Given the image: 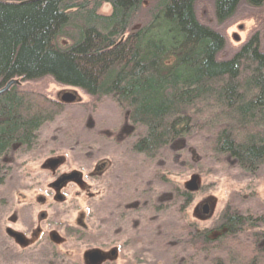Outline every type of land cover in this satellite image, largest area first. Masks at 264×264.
Returning <instances> with one entry per match:
<instances>
[{"label":"trees","instance_id":"16d2710c","mask_svg":"<svg viewBox=\"0 0 264 264\" xmlns=\"http://www.w3.org/2000/svg\"><path fill=\"white\" fill-rule=\"evenodd\" d=\"M25 1L0 0V87L52 77L96 101L112 97L130 130L144 129L131 149L150 161L202 136L215 159L251 174L264 164V0H213L218 25L243 3L260 12L262 25L230 57L225 35L200 18V0H159L155 16L156 0ZM66 107L21 86L1 95L0 158L33 149ZM1 172L0 162V183ZM180 191L187 204L196 192L192 183ZM262 225L264 213L229 204L212 228H186L187 246L206 264H264L259 234L248 239Z\"/></svg>","mask_w":264,"mask_h":264},{"label":"rangeland","instance_id":"374dc122","mask_svg":"<svg viewBox=\"0 0 264 264\" xmlns=\"http://www.w3.org/2000/svg\"><path fill=\"white\" fill-rule=\"evenodd\" d=\"M101 12L108 14L110 6ZM198 14L225 35L224 57L262 25L260 12L245 3L222 25L213 0H200ZM21 87L58 101L67 93L77 99L41 128L33 149L0 158V264H185L186 258L206 264L193 257L186 228H212L229 204L264 213V164L251 174L232 159H215L202 136L150 161L132 151L144 129L130 130L114 98L96 101L52 77ZM191 183L196 192L187 204L180 190ZM176 188L169 203L160 201ZM254 232L263 243L264 225L250 228L248 239Z\"/></svg>","mask_w":264,"mask_h":264},{"label":"water","instance_id":"95a60500","mask_svg":"<svg viewBox=\"0 0 264 264\" xmlns=\"http://www.w3.org/2000/svg\"><path fill=\"white\" fill-rule=\"evenodd\" d=\"M31 1L34 0H28L23 3H27ZM22 85H23V80L21 78H13L10 81H8L4 86L0 87V96L11 90L14 86H22ZM76 99H77L76 95L67 93L62 96L60 101L64 103H73L76 101ZM192 187L194 188L195 184L192 183ZM204 212L205 213L208 212V206L204 207Z\"/></svg>","mask_w":264,"mask_h":264},{"label":"flooded vegetation","instance_id":"af4514ba","mask_svg":"<svg viewBox=\"0 0 264 264\" xmlns=\"http://www.w3.org/2000/svg\"><path fill=\"white\" fill-rule=\"evenodd\" d=\"M244 27L241 25V26H239V29H243ZM244 30V29H243ZM254 34V33H253ZM253 34H251V36L253 35ZM250 36V37H251ZM234 38H238V35L237 34H234Z\"/></svg>","mask_w":264,"mask_h":264}]
</instances>
